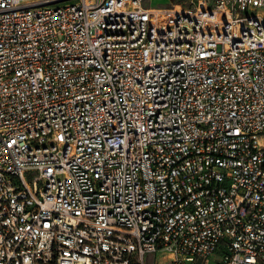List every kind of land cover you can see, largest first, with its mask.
<instances>
[{"label":"built area","instance_id":"built-area-1","mask_svg":"<svg viewBox=\"0 0 264 264\" xmlns=\"http://www.w3.org/2000/svg\"><path fill=\"white\" fill-rule=\"evenodd\" d=\"M0 0V264H264V0Z\"/></svg>","mask_w":264,"mask_h":264},{"label":"rangeland","instance_id":"rangeland-1","mask_svg":"<svg viewBox=\"0 0 264 264\" xmlns=\"http://www.w3.org/2000/svg\"><path fill=\"white\" fill-rule=\"evenodd\" d=\"M199 0H145L144 5L146 7H154V8H171L174 6L181 7H192ZM163 256L162 253H157L156 255H148L146 257L147 264H151V261L161 259Z\"/></svg>","mask_w":264,"mask_h":264}]
</instances>
